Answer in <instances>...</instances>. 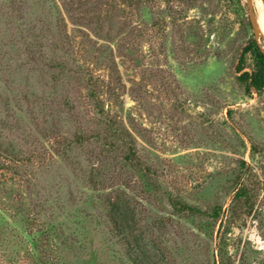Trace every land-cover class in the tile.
Instances as JSON below:
<instances>
[{"label": "rangeland", "instance_id": "obj_1", "mask_svg": "<svg viewBox=\"0 0 264 264\" xmlns=\"http://www.w3.org/2000/svg\"><path fill=\"white\" fill-rule=\"evenodd\" d=\"M253 40L246 0H0V264H264Z\"/></svg>", "mask_w": 264, "mask_h": 264}, {"label": "trees", "instance_id": "obj_2", "mask_svg": "<svg viewBox=\"0 0 264 264\" xmlns=\"http://www.w3.org/2000/svg\"><path fill=\"white\" fill-rule=\"evenodd\" d=\"M264 3V0H262ZM249 51H253L255 55V64L251 68V71H244L241 74V79L247 83V88L249 90L255 89V90H261L264 88V54L261 51V46L257 43L256 40L251 41L247 46L243 49V54L245 55ZM244 69L243 64H240L238 66V70L242 71ZM107 127L110 130V135L112 137H116L118 141H120L127 151L125 155V160L129 162V164H133V158L132 154L134 153V147L130 140H128L124 133L118 129L114 123V121L108 120ZM246 195V191L243 188H240L236 196H242ZM174 206H177V203L175 204L173 202ZM181 210H189L192 213H199L201 212L200 209L190 206L188 204H181V207H179ZM219 216V215H218Z\"/></svg>", "mask_w": 264, "mask_h": 264}, {"label": "water", "instance_id": "obj_3", "mask_svg": "<svg viewBox=\"0 0 264 264\" xmlns=\"http://www.w3.org/2000/svg\"><path fill=\"white\" fill-rule=\"evenodd\" d=\"M246 1H247V6H248V15H249V19H250L251 25L254 30L255 39L258 41L260 40L261 34L258 31L257 24H256L257 16H256V11H255V1L254 0H246ZM261 51L264 54V45L261 46Z\"/></svg>", "mask_w": 264, "mask_h": 264}, {"label": "bare ground", "instance_id": "obj_4", "mask_svg": "<svg viewBox=\"0 0 264 264\" xmlns=\"http://www.w3.org/2000/svg\"><path fill=\"white\" fill-rule=\"evenodd\" d=\"M256 8H257V28L258 31L260 32L261 36H264V5L262 1L260 0H255ZM255 8V9H256Z\"/></svg>", "mask_w": 264, "mask_h": 264}]
</instances>
